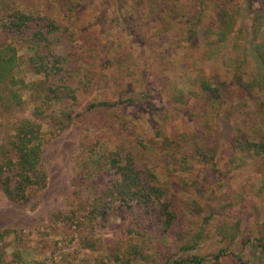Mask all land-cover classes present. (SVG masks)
I'll return each instance as SVG.
<instances>
[{"label":"rangeland","instance_id":"obj_1","mask_svg":"<svg viewBox=\"0 0 264 264\" xmlns=\"http://www.w3.org/2000/svg\"><path fill=\"white\" fill-rule=\"evenodd\" d=\"M6 6L57 20L63 34L53 49L76 59L73 64L80 72L73 78L80 79L82 86L75 103L79 116L69 128L51 138L43 125L49 138L42 156L48 174L45 189L25 205L9 201L0 191V233L7 232L0 237V253L19 251L27 264H160L184 254L178 233L188 242L203 224L206 239L192 253L204 255L206 264H262L264 251L257 248L256 240L263 234L259 229L264 222V162L235 157L232 164L230 157L238 133L260 137L258 125L264 114H259L255 101L236 109L209 104L191 82L197 72L226 74L220 57L204 56L201 28L212 27L217 12L225 7L235 25L221 50L232 49L235 38L239 46H247L254 15L264 19V0H0V13ZM262 22L256 40L264 42ZM18 44L22 66L16 76L30 82L27 54ZM251 66L248 57V72ZM226 76L231 80L230 74ZM178 90L183 92L181 105L171 100ZM27 92L22 91L23 111L17 110L29 116L32 104ZM99 102L112 105L88 109ZM8 128L0 118V139ZM162 135L180 149L164 147ZM83 142H105L110 148L123 144L162 180H178L176 202L195 201L203 208L201 215L187 210L157 242H151L152 235L142 224L157 222L151 217L154 210L146 215L143 210L114 215L107 224L83 226L80 236L71 237L70 230L64 232L50 217L90 196L80 183ZM212 148L213 160L193 159L188 172L176 171L183 150L207 153ZM238 161L242 166L235 167ZM235 222H239L238 237L226 246L219 228ZM132 245L142 257L122 256ZM222 247L227 254L215 262L212 254Z\"/></svg>","mask_w":264,"mask_h":264},{"label":"trees","instance_id":"obj_2","mask_svg":"<svg viewBox=\"0 0 264 264\" xmlns=\"http://www.w3.org/2000/svg\"><path fill=\"white\" fill-rule=\"evenodd\" d=\"M216 15L212 27L201 28L202 44L205 45L203 54L208 58L211 55L220 57L226 74L197 72L191 84L209 104L235 106L236 109L240 104L247 106L249 101H255L262 115L264 42L257 41L256 37L264 19L254 15L250 27L252 37L247 46H239L235 38L230 46L232 49L227 47L222 51V44L233 33L235 20L225 7H221ZM60 29L55 18L27 9L6 6L4 12L0 13V118L4 120L5 126L9 125L0 139V191L9 201L18 205L30 203L47 185L48 174L42 156L49 138L43 133V125L48 126L50 137L54 138L67 130L74 118L79 116L75 112V103L82 82L73 78V73L80 72V69L73 64L76 59L70 60L59 49H53L61 40L63 33ZM213 37H217L216 42H212ZM15 40L27 54L25 62L33 77L30 82L16 76L22 62ZM248 57L252 65L249 72L246 68ZM209 70L214 72L212 68ZM227 74L231 75V80H228ZM22 91H28L32 104L29 116L17 110L23 111L25 100ZM177 92L171 100L175 105H181L183 92ZM111 105L110 102H99L91 104L88 109ZM119 121L122 126L126 125L123 118ZM258 126L259 138L241 133L235 136L231 143L230 163H235V157L243 162L255 158L264 162V119ZM184 137L185 134L180 136L181 140ZM161 143L168 149H180L178 143L164 135L161 136ZM213 150L207 153L203 150H183L178 156L176 171L188 172L192 167L190 160L193 159L213 160ZM82 159L84 172L80 183L86 185L90 196L80 197L77 194L80 197L77 206L56 211L50 217V222L61 226L64 232L70 230L71 237L75 234L80 236L83 226L93 229L107 224L114 215L137 210H143L141 212L146 215L154 210L151 217H155L157 222L148 224L145 220L142 224L144 230L151 233V242H157L170 233L187 210L197 215L202 213V206L195 201L186 204L176 202L175 184H181L178 180H162L152 167L141 165L132 151L123 144L110 148L105 142H83ZM239 161L234 164L235 167L242 166ZM156 223L160 228L156 227ZM259 230L263 234L256 240L257 248L264 251V222L260 224ZM239 231V222L222 225L218 236L228 246L234 243ZM6 235L7 232L0 233L1 238ZM204 235L203 224L199 226L196 236L188 242L183 241L184 236L178 233L177 241L184 254L166 259L160 264H206L208 261L204 255L192 253L198 250L200 241L206 239ZM136 250V245H132L122 252V256H128L131 260L142 257V251ZM226 254L227 248H217L212 259L217 262ZM0 264L27 263L19 251L10 255L3 251L0 253ZM32 264L41 263L35 261Z\"/></svg>","mask_w":264,"mask_h":264}]
</instances>
